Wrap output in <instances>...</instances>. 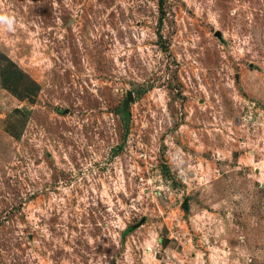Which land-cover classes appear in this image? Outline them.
<instances>
[{
    "label": "rangeland",
    "instance_id": "1",
    "mask_svg": "<svg viewBox=\"0 0 264 264\" xmlns=\"http://www.w3.org/2000/svg\"><path fill=\"white\" fill-rule=\"evenodd\" d=\"M0 14V264H264V0Z\"/></svg>",
    "mask_w": 264,
    "mask_h": 264
},
{
    "label": "clouds",
    "instance_id": "2",
    "mask_svg": "<svg viewBox=\"0 0 264 264\" xmlns=\"http://www.w3.org/2000/svg\"><path fill=\"white\" fill-rule=\"evenodd\" d=\"M0 23L6 24L8 26V29L12 30L14 18L6 14H0Z\"/></svg>",
    "mask_w": 264,
    "mask_h": 264
},
{
    "label": "trees",
    "instance_id": "3",
    "mask_svg": "<svg viewBox=\"0 0 264 264\" xmlns=\"http://www.w3.org/2000/svg\"><path fill=\"white\" fill-rule=\"evenodd\" d=\"M10 79H11V77L10 76H6V78H5V80H7V82H10ZM15 83H16V85H18L19 84V81H18V79L16 80V81H14Z\"/></svg>",
    "mask_w": 264,
    "mask_h": 264
},
{
    "label": "water",
    "instance_id": "4",
    "mask_svg": "<svg viewBox=\"0 0 264 264\" xmlns=\"http://www.w3.org/2000/svg\"><path fill=\"white\" fill-rule=\"evenodd\" d=\"M128 101H129V102L131 101V98H130V96H128V100H127V102H128Z\"/></svg>",
    "mask_w": 264,
    "mask_h": 264
}]
</instances>
